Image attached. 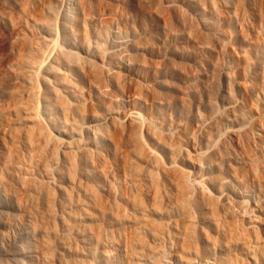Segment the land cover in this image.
<instances>
[{
    "label": "rangeland",
    "instance_id": "rangeland-1",
    "mask_svg": "<svg viewBox=\"0 0 264 264\" xmlns=\"http://www.w3.org/2000/svg\"><path fill=\"white\" fill-rule=\"evenodd\" d=\"M5 5L7 7L8 2ZM183 5L188 7L184 6V9L194 20L196 13L191 5ZM7 8L11 10L9 6ZM198 9L203 11L204 8ZM155 15L143 17L134 12L113 15L112 24L107 26L110 29L106 28L109 43H99L114 55L111 60H106V67L112 65L121 68L127 79L130 92L124 88L125 93L118 97L119 102L115 105L118 114H124L125 121L138 117L145 137L143 139L147 138V146L157 150L163 162L166 161L163 156L166 154L162 153L158 142L151 140L147 131L153 130L163 139L168 137L167 140H173L176 148L180 147L181 154L184 152L186 155L183 157H187V160H182L179 165L186 166L190 184H194L191 185L193 188L195 186L194 192L200 189L197 183L206 184L210 175V166L202 165L198 160L225 142L233 143L236 147L234 142L226 141L234 129L248 130L249 135H253L249 145L243 141L244 145L251 146L247 157L237 152L235 154L239 155H234L235 160L240 165L245 164L247 159L255 161L261 165H258L260 169L263 168V175L264 28L261 27H264V21L255 23L237 14L233 5L230 8L222 6L221 13L216 17L207 13L206 18L209 19L206 29L201 24L191 25L192 21L188 18L186 21L176 19L174 27L168 29L161 16ZM1 16L2 13L0 24ZM1 30L0 36L4 32ZM251 37L254 39L250 41L254 44L249 41ZM255 38L257 42H254ZM136 49L138 53L143 51L139 53L141 63L138 61L133 64L126 55L134 53ZM158 81L163 82L161 85L156 84ZM87 84L84 81L81 87L87 101L86 117L89 119L92 118L90 109L98 98ZM136 84L145 89L140 102L132 92ZM128 85L132 86V90ZM152 87L155 89L151 90ZM150 90L155 99L160 97V101L157 99L160 104L152 101L154 96H149ZM161 100L164 102L161 103ZM8 116L10 118L6 117L0 123V264H221L217 246L199 244L200 241L194 239L193 243L197 245L190 251H183L177 246L180 237L175 238L171 234L172 237L167 236L160 241L154 256L153 251L145 247L141 251L143 259L139 262L121 258L117 242L122 235L130 236L135 228L127 219L121 220L118 215L115 216L118 218H113L108 212L113 208L107 202L118 204L127 213L135 212L132 199L128 197L129 190L127 192L131 184L128 178L130 173L122 166L123 155L128 149L127 142H122L126 147L121 145L117 155L106 157L108 163L103 164L105 167L96 165L93 168L94 180L91 184L96 186L100 198H103L100 203H104L103 206L99 204L95 207L89 193L80 189L79 185L66 181L65 172L64 175L54 169L48 171L45 162L24 144L14 147L12 134L8 130L12 117ZM93 137L86 134L74 143L76 153L79 154L82 147L93 146L97 141ZM238 163L232 162L235 167ZM250 173L249 169L239 171L241 181L232 182L231 187L243 195L241 213L246 218L244 226L256 230L260 245L264 248V181L262 189H258L250 179ZM42 185L56 189L68 188L65 189L66 194H58L61 197L58 196L53 215L48 210L46 200L42 199ZM232 200H235L233 195L230 196L231 204ZM85 207L93 210H90L92 217L89 220L84 216ZM205 217L204 220V216L200 218V222H196V219V224L217 240L220 237L219 228L216 231V226L206 214ZM147 231L149 229H142L141 233L149 241ZM172 231L176 233L175 229ZM96 233L101 235L98 239ZM252 249L237 247L230 252V256L244 264H264L260 252L256 248Z\"/></svg>",
    "mask_w": 264,
    "mask_h": 264
},
{
    "label": "bare ground",
    "instance_id": "bare-ground-1",
    "mask_svg": "<svg viewBox=\"0 0 264 264\" xmlns=\"http://www.w3.org/2000/svg\"><path fill=\"white\" fill-rule=\"evenodd\" d=\"M7 2L11 10H7ZM186 3L196 13L194 20L184 9L183 4ZM231 5L237 14L255 23L261 24L264 21V0H0V29L4 31L0 36V123L8 115L12 117V122L7 120L11 122L8 130L12 134L14 147L24 144L45 162L48 171L54 169L59 173L65 172L66 181L79 185L80 189L89 193L96 207L104 203H100L103 198H100L96 186L91 184L94 180L93 168L108 163L106 157L116 154L125 145L122 142H127L128 149L123 155L122 166L130 173V189L127 187L130 196H126L132 199L135 212L132 214L128 211L129 214L118 204L114 203L113 206L109 204L110 201L107 202L113 208L108 211L113 218L127 219L135 228L130 236L121 234L117 242L121 258L139 262L143 259L141 251L145 247L152 250L154 256L160 241L173 235L175 238L180 237L177 246L183 251H190L197 245L193 243L194 239H198L199 244L217 246L221 264H244L230 256L234 248L243 246L249 250L256 248L264 261V248L260 245L258 233L254 228L244 226L246 218L241 213L243 195L231 187L232 182L241 181L238 172L249 169L250 179L258 189H262L264 174L261 172L263 168L259 167L261 165L249 159L240 165L234 157L240 153L247 157L251 149L247 145L252 143L250 139L253 135L250 136L248 130L234 129L225 140L234 142L236 147L233 143L222 142L225 145L221 144L210 153L202 155L198 161L210 166V175L205 182L213 193L205 183H197L200 189L194 192L195 186L193 188L194 184H190L186 166L184 168L179 165L182 160H187V157H183L184 152L181 154L180 147L176 148L172 140L173 146L171 139L167 140L168 137L163 139L162 135H157L153 130L147 131L151 140L160 144L163 152L160 151L166 154L163 155L166 158L163 162L157 150L147 146V138L143 139L145 137L138 117L125 121V115H119L116 111L118 97L126 91L127 79L121 68L112 65L106 67V60H111L114 55L103 46L109 38L107 26L113 22V15L134 12L149 17L156 14L161 16L168 29L174 27L176 19L186 21L188 18L192 21L191 25L201 24L206 29L209 19L206 18L207 13L216 17L221 13L222 6L230 8ZM199 7L204 8L203 11ZM253 39L251 37L249 41ZM139 53L136 49L134 53L127 54L126 58L133 64L137 63ZM84 81L88 82L87 85L98 98L90 109L92 118L89 119L86 117L87 101L81 87ZM161 82L155 83L161 85ZM139 85L136 84L133 90L130 87L138 102L144 98V88ZM151 90L149 96H154L152 101L160 104V93L157 96L159 98L155 99ZM86 134L93 135L97 141L91 147H82L78 154L73 144ZM237 152L239 154H235ZM232 162L238 163V166L235 167ZM58 189L46 185H42L41 189L42 199L46 200L52 215L60 196L58 194L65 193L68 188ZM231 195L235 196L232 204ZM87 207L83 210L85 219L89 220L92 208L88 210ZM205 214L216 226V231L217 228L221 230H218L220 237L217 240L196 224L203 216L202 220L206 218ZM169 228L175 229L177 234H173ZM142 229H149V241L141 233ZM95 236L98 239L101 235L96 233Z\"/></svg>",
    "mask_w": 264,
    "mask_h": 264
}]
</instances>
